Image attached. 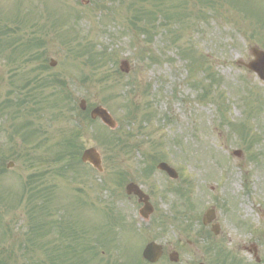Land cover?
Listing matches in <instances>:
<instances>
[{
  "label": "rangeland",
  "instance_id": "rangeland-1",
  "mask_svg": "<svg viewBox=\"0 0 264 264\" xmlns=\"http://www.w3.org/2000/svg\"><path fill=\"white\" fill-rule=\"evenodd\" d=\"M179 1L171 0V7L181 4ZM103 2L108 0H0V37L3 29L11 27L12 36L3 39H8L12 48L17 47L0 57V103L8 98L15 101L16 91L25 80L39 75L40 62L27 61L33 53L43 52L48 66L55 60L57 66L43 76L65 84L41 89L39 105L22 108L13 125L10 116L14 110L0 117V130L5 132L25 121L35 122L40 145L24 144L18 135L9 143L7 132H0V209L10 205L18 208L5 213L0 223V238L5 228L9 235L7 240L0 239V260L3 264H50L55 253H46L43 246L60 247L61 251L74 247L72 237L59 240L56 233L30 239L32 214L39 221L46 219L50 226L62 219V227L70 230L74 226L77 236L83 230L90 240L78 246L80 252L91 248L90 241L93 245L97 241L112 242L114 233L116 244L111 256L125 264H135L150 241L171 250L182 249L178 264H223L226 258L238 264H257L256 257L259 264H264V84L238 64L252 59L250 49L254 46L264 50V0H244L218 8L207 7V0L203 4L201 0H186L195 4L201 21L193 18L186 21L187 25H173L180 36L177 44L169 43L162 30L156 37L154 33L147 38L129 32L132 29L126 21L128 29L122 22L114 24L104 17L103 7L110 3L101 5ZM144 6L152 10L151 2H144ZM73 10L80 18L78 23L70 16ZM122 10L124 13L125 7ZM87 40L93 46L86 44ZM29 41L36 44L31 50ZM83 46L110 48L112 57L102 71H93L91 55ZM182 50L193 55L198 50L207 62L199 91L189 80ZM155 58L159 62H154ZM122 60L130 63L128 75L119 73ZM210 75H215L219 85H213ZM83 79L88 81L83 84ZM100 80L106 84H99ZM205 89L210 97L200 100V92L202 96ZM131 97L137 104L151 106L155 116L148 122L139 116L124 129L133 135L128 148L105 145L110 130L99 120L92 125L84 121L79 129L83 120L76 108L81 100L85 99L91 109L98 105L106 108L118 129L126 113L122 104ZM241 126L246 128V137L239 130ZM254 137H258L256 142ZM74 144L78 149L71 152ZM91 147L102 156L103 174L79 162L80 154ZM237 150L242 152L241 158L233 156ZM146 156H166L164 162L178 172L179 179L173 181L157 170L149 179L143 178L140 169L146 167ZM9 163H13L12 169H7ZM29 180L34 187L39 186V191L32 199L26 193L22 201ZM130 181L151 197L155 213L149 221L139 216L137 201L125 194ZM168 188L190 192L192 217L197 220L189 236L173 223L184 209L182 194ZM43 206L47 216L42 219L38 209ZM211 208L216 210L220 234L211 233L212 240H208L197 233L210 231L203 230L201 220ZM158 218L165 219L167 231L151 226ZM188 240L193 241L194 248L188 249ZM221 249L224 251L220 255ZM102 251L99 247L100 258H89L88 264H107L111 256L108 249L104 254ZM158 264L171 263L163 259Z\"/></svg>",
  "mask_w": 264,
  "mask_h": 264
},
{
  "label": "water",
  "instance_id": "water-1",
  "mask_svg": "<svg viewBox=\"0 0 264 264\" xmlns=\"http://www.w3.org/2000/svg\"><path fill=\"white\" fill-rule=\"evenodd\" d=\"M253 54L257 58L256 61L252 62L248 65V68L255 73H257L261 79L264 81V52H261L257 49H253ZM121 70L123 72H129V64L128 62H122ZM81 108L85 110V102L81 103ZM92 118L97 119L100 118L106 125L110 128H115V122L112 120L107 111L97 108L92 112ZM235 154L240 155V152H236ZM84 163H90L94 168L98 169L100 172L102 169L101 157L95 149H90L86 151L82 157ZM159 169L166 171L172 178H177V174L170 169L167 165L161 164ZM127 193L129 195L134 194L139 197L140 203H144V208L141 211V215L144 219H148L149 216L153 213V208L149 204V198L139 189V187L135 184H130L127 186ZM214 219V213L209 212L205 217V224L211 222ZM162 254V249L160 246H157L154 243H151L147 246L144 251V258L147 259L151 263H155L159 260ZM177 261V259H175Z\"/></svg>",
  "mask_w": 264,
  "mask_h": 264
},
{
  "label": "trees",
  "instance_id": "trees-1",
  "mask_svg": "<svg viewBox=\"0 0 264 264\" xmlns=\"http://www.w3.org/2000/svg\"><path fill=\"white\" fill-rule=\"evenodd\" d=\"M110 1V6L108 7V15L109 16H113L110 13H116V11L118 10V8H121L122 5H125V8L127 9V16L128 19L127 21L131 24V27L133 28V30L135 31H139L140 34H144L145 36H149L150 35V29L153 28V22L159 20L158 18H156V13L154 11H149L145 6H144V2L149 1V0H130L131 2L127 1V0H109ZM143 2V4H141V2ZM161 6V5H158ZM157 9V7H156ZM170 18H168L167 16L164 17L163 21L164 23L169 22ZM160 21V20H159ZM96 49V48H95ZM95 49H93V52H95V56L93 57V62L94 63H101L99 61L100 58L104 59V61L109 57L107 53L105 54H98L96 53ZM183 54L185 56L190 57L191 52L189 51H183ZM102 63L103 60H102ZM195 64V62H193V65ZM192 65V66H193ZM207 67V63L204 61V58L201 57V71L204 70ZM199 69V67H198ZM194 71H197V68L194 69ZM210 79L212 81V83H216L215 77L212 75L210 76ZM82 83H85L87 81V79H83L81 80ZM208 90L205 89L204 93H203V97H207L208 96ZM128 115H131V112L128 113ZM114 141H117L116 136L111 137V142L113 143ZM68 148V146H67ZM71 152H75L74 147L70 148ZM75 156H79L77 154H75ZM76 160V158L74 159Z\"/></svg>",
  "mask_w": 264,
  "mask_h": 264
},
{
  "label": "flooded vegetation",
  "instance_id": "flooded-vegetation-1",
  "mask_svg": "<svg viewBox=\"0 0 264 264\" xmlns=\"http://www.w3.org/2000/svg\"><path fill=\"white\" fill-rule=\"evenodd\" d=\"M187 247H188V249H190V248H194V245H193V241H190V240H188L187 241ZM169 248V247H168ZM166 249L165 250V247H164V256H168V259H169V257L172 255V254H174V253H176V254H178L179 255V259H180V255L182 254V249H179V250H177V249H174V250H171L172 248H169V249ZM175 248H178V247H175ZM187 249V250H188ZM168 250L170 251V252H168ZM195 250H197V249H195ZM187 256H190V254H191V251L190 250H188L187 251ZM199 263V262H198Z\"/></svg>",
  "mask_w": 264,
  "mask_h": 264
}]
</instances>
